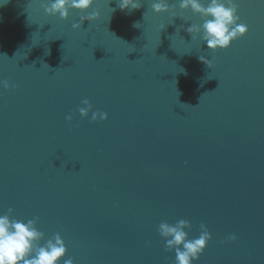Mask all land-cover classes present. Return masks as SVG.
<instances>
[{"label": "water", "instance_id": "1", "mask_svg": "<svg viewBox=\"0 0 264 264\" xmlns=\"http://www.w3.org/2000/svg\"><path fill=\"white\" fill-rule=\"evenodd\" d=\"M51 2L0 0V216L39 217L59 264H175L158 227L181 219L212 236L192 264H264V0H236L248 33L215 52L181 0L67 20ZM84 99L108 119L81 118Z\"/></svg>", "mask_w": 264, "mask_h": 264}, {"label": "clouds", "instance_id": "2", "mask_svg": "<svg viewBox=\"0 0 264 264\" xmlns=\"http://www.w3.org/2000/svg\"><path fill=\"white\" fill-rule=\"evenodd\" d=\"M94 0H54L50 4H42L45 14L49 16H59L61 20L69 18L70 10L87 12L93 5ZM139 0H119L120 11H127L129 14L133 10L141 7ZM238 3L236 0H210L204 6L200 0H181L179 8L181 12L191 9L193 14L199 15L204 21L201 25H191L186 31L195 39L202 33V40L206 42L207 49L215 52L226 50L232 42L243 38L248 33V26L238 23L240 20L238 13ZM155 13L172 12L175 15V8L170 7L167 0H158L152 4ZM115 11V9H113ZM99 18V12L93 11L91 14L80 17L79 23H74L72 28L80 29L85 21L91 22ZM139 23L133 27L138 28ZM166 26H161V31ZM202 63L209 68L212 67L211 61L204 56L199 58ZM3 87L9 89L8 81L3 82ZM15 87V86H13ZM82 107L77 111L81 118H87L92 112L91 122L105 121L108 119L107 113L93 112V105L88 99H84ZM66 120L71 123L73 115H68ZM13 209L9 208L6 215L0 216V264H59L66 256L67 248L59 234L53 239L47 240L46 244L40 245L44 239V233L37 230L39 217L28 220L26 223L10 219ZM192 225L187 220H179L175 225L167 222L159 224V235L166 241L165 251L175 250V264H192L198 260L205 251L208 242L212 239L211 233L204 224H200V236L197 239H189L185 229L191 231ZM235 241L236 236L227 238ZM147 246H151L149 242ZM64 264H74L73 259L64 260Z\"/></svg>", "mask_w": 264, "mask_h": 264}]
</instances>
